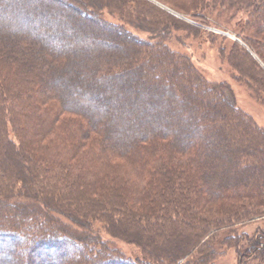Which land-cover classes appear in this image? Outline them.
Returning a JSON list of instances; mask_svg holds the SVG:
<instances>
[{
    "label": "trees",
    "instance_id": "1",
    "mask_svg": "<svg viewBox=\"0 0 264 264\" xmlns=\"http://www.w3.org/2000/svg\"><path fill=\"white\" fill-rule=\"evenodd\" d=\"M238 16L220 57L264 100V0H0L6 258L264 264V127L170 46Z\"/></svg>",
    "mask_w": 264,
    "mask_h": 264
},
{
    "label": "rangeland",
    "instance_id": "2",
    "mask_svg": "<svg viewBox=\"0 0 264 264\" xmlns=\"http://www.w3.org/2000/svg\"><path fill=\"white\" fill-rule=\"evenodd\" d=\"M155 4L159 3L156 2ZM77 18L79 19L80 15L77 16ZM107 18L109 19L108 16ZM240 21L241 17L238 16L232 24H222V26L224 25L226 27L223 30L218 27L203 26L201 24H197L201 25V27L204 29L205 34L211 32L216 37L212 36L210 40L208 38V35L204 34L201 38L194 39L187 38L186 35L179 33L175 35V37L173 38L174 40L170 43V46L175 50L189 55L192 58V61L197 69L201 73H203L210 81L227 83L235 94L238 106L246 113H248L251 117H253L259 126L264 127L263 98L262 101L261 96H259L253 89H251V87H249L245 81L241 80L240 75L227 63V61L221 60L220 57V50L223 46H227L228 42L237 41L241 45H245L243 43V40H241L238 35L233 32V29L235 28L234 25H236ZM94 28L99 30L96 27ZM219 36L227 37L228 42H223V40H221ZM215 38L216 40L214 41ZM105 125H108V122H106ZM241 233L244 234L247 239L252 238L256 233H264V220L257 219L252 222H247L244 226L241 227ZM120 247L124 254L129 258L134 259L139 255V251L135 247H131L126 244H122L120 245ZM21 248L23 249V246L18 248V251L22 250ZM3 249L6 248L3 247ZM3 249L0 250V260H3V264H19V262L17 263L15 261L14 256H11V258H6L4 252L5 250ZM50 259H52V257H48L47 260ZM59 260L61 261V259ZM71 260L72 259H66L63 264H72ZM214 264H244V259L236 253L235 249H230L224 256L217 259ZM254 264H256V262H254Z\"/></svg>",
    "mask_w": 264,
    "mask_h": 264
},
{
    "label": "water",
    "instance_id": "3",
    "mask_svg": "<svg viewBox=\"0 0 264 264\" xmlns=\"http://www.w3.org/2000/svg\"><path fill=\"white\" fill-rule=\"evenodd\" d=\"M154 2V1H153ZM156 3V2H155ZM157 5H159V4H157ZM160 7H162V8H164V9H166L167 11H169L170 13H172V14H174V15H176L177 17H180V18H182V19H184V20H186V21H188L187 19H185V18H183V17H181L180 15H178L177 13H175V12H173V11H171L170 9H168V8H166V7H164V6H161V5H159Z\"/></svg>",
    "mask_w": 264,
    "mask_h": 264
},
{
    "label": "bare ground",
    "instance_id": "4",
    "mask_svg": "<svg viewBox=\"0 0 264 264\" xmlns=\"http://www.w3.org/2000/svg\"><path fill=\"white\" fill-rule=\"evenodd\" d=\"M10 253H12V252H10ZM10 253H9V254H10Z\"/></svg>",
    "mask_w": 264,
    "mask_h": 264
}]
</instances>
